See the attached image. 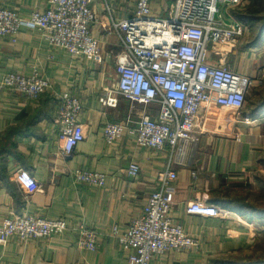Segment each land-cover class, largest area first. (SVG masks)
I'll use <instances>...</instances> for the list:
<instances>
[{
	"label": "crops",
	"instance_id": "crops-1",
	"mask_svg": "<svg viewBox=\"0 0 264 264\" xmlns=\"http://www.w3.org/2000/svg\"><path fill=\"white\" fill-rule=\"evenodd\" d=\"M249 5V0H241L240 12ZM0 7L27 16L47 5L46 0H0ZM134 9V0L93 4L97 22L91 31L99 42L98 62L72 58L27 29L0 38V222L8 216L38 215L61 218L68 226L64 234L45 241L22 244L11 239L0 246V264H128L132 252L119 238L158 189L156 177L168 162L167 150L140 148L127 132L112 145L102 137L104 124L121 123L130 113L122 98L114 108L102 106L99 99L105 92H116L118 84L114 56L121 43L109 22L128 17ZM244 27V36L231 46L211 49L208 63L264 80V38L254 43V33ZM246 50L261 53L249 60ZM9 73L37 74L50 89L29 100L1 86ZM65 92L83 104L80 121L85 130L84 140L69 157L62 153L55 123L57 97ZM132 113L138 116L141 109ZM198 131L184 165L173 166L177 179L171 198L174 217L197 246L149 264H264V85L248 91L242 110L218 109L205 115L203 130ZM132 164L140 167L135 179L127 174ZM77 170L104 175V186L77 183ZM17 172L35 181L36 192L25 193ZM195 202L217 207L222 215H187L185 210ZM80 226L97 232L96 251L77 246Z\"/></svg>",
	"mask_w": 264,
	"mask_h": 264
},
{
	"label": "built area",
	"instance_id": "built-area-1",
	"mask_svg": "<svg viewBox=\"0 0 264 264\" xmlns=\"http://www.w3.org/2000/svg\"><path fill=\"white\" fill-rule=\"evenodd\" d=\"M96 1L46 0L47 8L35 9L27 16L0 7V38L27 29L72 58L98 62L99 42L91 31L97 22L93 10ZM134 4L131 15L109 22L110 31L121 43L114 56L118 84L116 92H105L99 102L114 108L117 99L122 98L130 106L123 122L102 126V137L108 145L127 132L140 148L167 150L168 162L156 177L158 189L149 195L141 215L119 238L132 252L128 264H149L156 257L197 246L174 217L171 198L177 179L173 166L184 165L190 146L198 141V130H203V117L218 109L242 110L248 91L254 86L262 87L264 80L261 75L255 79L239 75L225 64L208 63L211 49L222 51L244 36L246 28L228 14L239 7L241 0H134ZM1 86L29 100L38 99L50 89V83L37 74L24 77L9 73ZM138 108L141 114L134 116L132 112ZM82 111L83 104L71 94L65 92L57 97L55 123L66 157L84 140ZM139 171V165L132 164L127 174L135 179ZM73 176L77 183L93 188H102L105 183V176L95 172L77 170ZM16 178L27 195L36 192L32 178L23 172H17ZM185 213L222 215L219 208L200 202L191 204ZM67 229L61 218L8 216L0 222V246H6L11 239L22 244L45 241ZM77 235L80 249L96 251L97 232L80 226Z\"/></svg>",
	"mask_w": 264,
	"mask_h": 264
},
{
	"label": "trees",
	"instance_id": "trees-1",
	"mask_svg": "<svg viewBox=\"0 0 264 264\" xmlns=\"http://www.w3.org/2000/svg\"><path fill=\"white\" fill-rule=\"evenodd\" d=\"M250 5L244 12L237 14L235 19L242 23L244 26L249 27V29L256 35L254 43L260 42L264 38V25L257 26L255 23H259L260 14L263 11L264 0H249Z\"/></svg>",
	"mask_w": 264,
	"mask_h": 264
},
{
	"label": "rangeland",
	"instance_id": "rangeland-1",
	"mask_svg": "<svg viewBox=\"0 0 264 264\" xmlns=\"http://www.w3.org/2000/svg\"><path fill=\"white\" fill-rule=\"evenodd\" d=\"M240 9H241V4L239 5V7L237 9H233L232 13L228 12V14L235 19L237 14L240 13ZM262 10L263 11L260 14V20L261 21H259V23L258 22L255 23V24H257L258 27L261 26V25H264V5H263V9ZM255 35H256V33L254 35H251V36H253V38H255ZM258 52H259V54L261 53L260 51H257V50L256 51H252V50L251 51H247L246 50L245 53H244L246 55H244V56L247 57L249 60H251L253 57H254V59H256V58H258V56H257ZM262 64H263V61H262ZM262 70H263V68L260 69V71H262ZM258 71H259V69H258Z\"/></svg>",
	"mask_w": 264,
	"mask_h": 264
}]
</instances>
